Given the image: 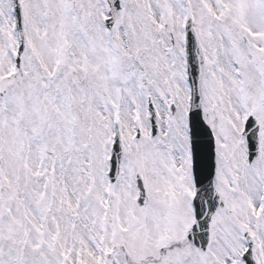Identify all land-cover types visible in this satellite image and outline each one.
I'll return each mask as SVG.
<instances>
[{"label":"snow or ice","instance_id":"6c2138e0","mask_svg":"<svg viewBox=\"0 0 264 264\" xmlns=\"http://www.w3.org/2000/svg\"><path fill=\"white\" fill-rule=\"evenodd\" d=\"M0 264H264V0H0Z\"/></svg>","mask_w":264,"mask_h":264}]
</instances>
